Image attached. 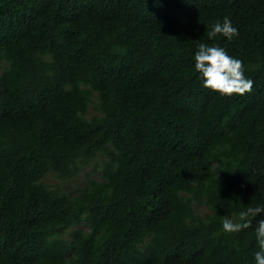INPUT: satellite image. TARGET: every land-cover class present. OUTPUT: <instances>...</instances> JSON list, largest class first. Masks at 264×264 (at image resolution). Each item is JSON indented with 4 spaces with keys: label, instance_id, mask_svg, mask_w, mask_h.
<instances>
[{
    "label": "trees",
    "instance_id": "obj_1",
    "mask_svg": "<svg viewBox=\"0 0 264 264\" xmlns=\"http://www.w3.org/2000/svg\"><path fill=\"white\" fill-rule=\"evenodd\" d=\"M200 42L251 91L202 88ZM258 205L264 0H0V264H252L264 212L221 225Z\"/></svg>",
    "mask_w": 264,
    "mask_h": 264
},
{
    "label": "clouds",
    "instance_id": "obj_2",
    "mask_svg": "<svg viewBox=\"0 0 264 264\" xmlns=\"http://www.w3.org/2000/svg\"><path fill=\"white\" fill-rule=\"evenodd\" d=\"M238 28L228 16L211 25L207 32L209 40L218 36L230 41L238 35ZM193 70L197 74L202 88L216 92L221 96L243 94L251 91L253 81L244 75L243 63L239 58L227 53L224 47L218 44L200 42L193 54ZM264 212V205L248 207L239 213V220L234 221L230 216L222 220V229L225 233H236L251 226V218ZM256 251L252 254V264H264V219L257 222L254 228Z\"/></svg>",
    "mask_w": 264,
    "mask_h": 264
}]
</instances>
